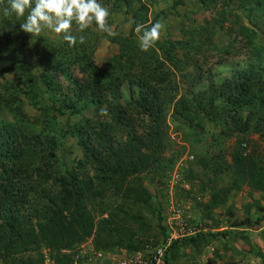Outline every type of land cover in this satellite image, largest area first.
Segmentation results:
<instances>
[{"label": "trees", "instance_id": "obj_1", "mask_svg": "<svg viewBox=\"0 0 264 264\" xmlns=\"http://www.w3.org/2000/svg\"><path fill=\"white\" fill-rule=\"evenodd\" d=\"M153 1L115 0L114 5L125 8V23L131 27L129 36L102 33L97 37L89 31L77 32L73 24V34L84 35L86 41L83 44L77 41L71 47L62 37L52 41L46 36L24 33L20 30L23 19L15 15L4 17L0 11V112L12 118L11 121L0 119V254L4 259L26 252L30 247L36 250L41 244L56 251L73 250L91 235L95 223L87 210L91 200L84 188L87 164L95 165L94 171L100 176L98 183L116 184L113 192H118L112 193L110 198L106 194L99 195L100 205L104 206L107 200L115 203V207L108 206L111 210L108 217L97 222L99 234L114 242L110 245L112 249L140 251L149 239L154 248L157 247L148 220L139 211L130 212V203L151 208V197L142 185L141 175L158 176L165 168L171 170L175 163H160L165 146V112L179 92L173 84L174 72L185 78L192 77L187 72L189 68L197 73L200 67L194 58L216 49L213 39L221 31L227 37V44L216 49L218 53L232 55L234 45L239 43L249 52L252 63L247 71L233 74L222 84H217L209 73L205 89L181 96L174 104L179 123L176 130L183 134L188 130L199 137L202 132L198 133L197 129H201L206 120L219 121L221 131L218 137L212 136L213 142L216 143L217 138L222 143L236 138L230 162L225 160L220 148L210 152L206 159L195 161L201 163L206 178L211 177L207 179L213 185L209 208L226 204L230 194L243 186L264 197V162L244 154L247 142L242 139L255 134L264 140V43L259 39L257 21L253 17L264 11V0H187L207 11L215 10L220 2L217 18L202 26L193 24L187 12L181 15L178 11L186 0H168L172 15L179 19L180 39L159 40L143 52L138 47L136 24L150 27L163 21L157 17L150 21L147 3ZM3 7H7V0L0 4V9ZM108 23L111 24L110 20ZM96 38L117 47L103 69L93 62ZM179 54L181 62L177 58ZM74 69L83 75L82 81L73 77ZM59 77L72 86L68 95L62 92ZM124 83L131 90L137 87L138 91L122 106L118 97ZM196 83L192 77L188 88ZM70 93L74 94L72 98ZM106 95L111 97L110 124L98 123L88 131L83 124L90 120L84 113L99 108ZM22 99L39 112L42 120L30 122L26 118L21 112ZM61 117L66 120L63 128L57 123ZM66 138L73 140L84 155L75 160V167L61 165L58 158L59 148ZM187 174L185 180L192 181ZM130 175L136 176V183L123 189V181ZM223 176L227 179L225 182ZM114 177L119 181L112 179ZM47 182L57 189L55 194L47 190ZM221 182L223 185L217 188ZM119 200L123 203L121 206H117ZM61 206L69 212L70 219L63 216ZM262 221L258 219L254 226ZM33 224L39 236L32 233ZM247 224L248 221H242L237 226ZM219 236L225 237L226 233ZM201 237L199 234L174 242L165 251L163 264H171V255L182 244L197 246ZM111 248L103 246L106 251ZM69 258L63 257V262H71Z\"/></svg>", "mask_w": 264, "mask_h": 264}, {"label": "rangeland", "instance_id": "obj_2", "mask_svg": "<svg viewBox=\"0 0 264 264\" xmlns=\"http://www.w3.org/2000/svg\"><path fill=\"white\" fill-rule=\"evenodd\" d=\"M101 2L109 8L110 16L108 20L111 22L113 31L116 35L129 36L131 30L130 25L125 23V8L124 6L114 5L115 0H101ZM185 6L180 8L181 15L185 12L189 14V19L195 25H204L217 18V12H220V2L216 5L215 10H203L195 3L185 1ZM149 6V19L152 21L154 17L158 19L163 18L165 29L162 32L160 41L170 40L176 41L180 39L179 36V19L171 13V3L168 0H154L153 3H147ZM257 21V33L259 39L264 43V11L254 14ZM160 21V20H159ZM75 27H73V31ZM85 31L92 32L97 37L102 36V32L95 30V25ZM221 31L213 40L216 49H222L226 46V36ZM40 36H46L52 41L60 39L55 33L45 31ZM95 39L97 44L96 51L93 54V62L99 69H103L107 61L117 52V47L111 45L105 39ZM216 49L210 52L197 54L194 60L197 61L199 71L196 73L191 68L187 70L197 81L194 87L188 88V82L192 79L182 77L181 74L174 72L172 78L178 88L179 92L173 104L168 105L165 112V136L164 149L161 151V162L165 165H170L171 161L175 162L171 170H165L155 176L143 174V187L148 189L151 200L147 206L137 205V207L130 203L129 211L136 213L139 211L145 217L152 227V234L158 243L157 247H164L166 239H173L171 245L176 241L190 239L196 235L201 234L203 237L195 243L182 244L173 255H171V264H264V197L261 193L243 186L240 191L232 192L228 197L226 204L216 208H209L208 202L213 192L210 183L207 182L204 175L201 163H195L201 159H206L210 152H216L219 148L223 150L225 160L230 162V152L236 143V138L230 139L224 143L221 139H216L213 142V137H218L221 127L217 123H212L206 120L201 129L197 132H202V136L196 137L188 130L184 134L180 130H176V115L174 114V104L183 95H188L189 91L197 93L206 88L207 77L211 73L213 80L217 84H222L224 81L232 78L233 74L247 71L250 63L248 51L241 48L239 43L234 45L232 55L224 56L218 53ZM178 60L181 62L182 56L178 55ZM73 77L82 81L83 75L74 69L72 71ZM236 76V75H235ZM62 92L68 95V91L72 88L67 82H64L60 77ZM2 82V81H0ZM121 87V96L118 97L119 104L124 106L130 100L137 87L131 90L126 83ZM74 94L70 93L69 97ZM111 97L106 95L102 98V105L99 108L89 109L84 113V117L88 118L90 122L83 124L88 131L97 127L98 123L110 124V115L108 110L111 107ZM21 112L24 113L30 122L35 120H42L39 118L38 111L33 109L27 101L21 100ZM104 107L107 110V115L101 116L100 109ZM97 113L94 116V113ZM213 116V115H212ZM214 117V116H213ZM132 118L136 120L135 115ZM0 119L11 121L12 118L6 112H0ZM217 119V118H216ZM65 118L57 119V123L62 126L65 125ZM147 120L145 119V122ZM76 124V121H70V124ZM40 125H44L39 123ZM82 124V123H81ZM188 129V128H187ZM247 143V148L244 154L251 155L255 161L264 162V140L258 135L250 134L242 137ZM122 142L125 138H121ZM58 158L61 165L67 167H75V160L83 158V152L76 145L73 140L66 138L59 148ZM253 160V161H254ZM258 164V163H256ZM95 165L87 164L84 176L87 177L84 183L85 191H88L90 203L87 210L90 211L94 220V228L89 237L73 250L61 248L56 251V248L46 247L41 244L36 250L29 248L26 252L18 253L4 259L3 254H0V264H119L123 261H129L132 264H148L151 253L157 248L152 245V239L144 246L143 250L128 252L121 248H111L114 242L104 234H99L96 227L97 222L101 219H106L111 210L108 206L115 207V203L108 201V205H100L101 196L106 194L107 198L115 195L113 192L115 185L112 183H98L100 176L95 173ZM189 173L191 180H185ZM189 177V176H188ZM119 181L118 178H112ZM136 176H126L123 181V189L134 186L136 183ZM122 181V179H120ZM227 180L223 176L222 181ZM121 186V184H119ZM118 185V186H119ZM223 182L217 188H220ZM116 186V187H118ZM47 190L51 195L55 194L57 189L51 187V183L47 182ZM120 192V191H119ZM122 194V192H120ZM133 199V198H132ZM123 203L120 200L117 206ZM59 207V204H58ZM128 209V207L126 208ZM60 210L66 219L69 218V212L60 207ZM158 213L161 222H158ZM263 219L257 226L254 223L258 219ZM242 221H248L249 224L244 226H237ZM161 230H160V228ZM39 236L38 228L33 224L32 233ZM226 233L225 237L219 235ZM34 235V236H35ZM38 238V237H37ZM39 240V238H38ZM103 246H108L110 250H103ZM167 250V249H166ZM70 257L71 262H63V257ZM61 258V259H60ZM14 259V262L13 260ZM6 260V261H5ZM62 260V262L60 261Z\"/></svg>", "mask_w": 264, "mask_h": 264}, {"label": "clouds", "instance_id": "obj_3", "mask_svg": "<svg viewBox=\"0 0 264 264\" xmlns=\"http://www.w3.org/2000/svg\"><path fill=\"white\" fill-rule=\"evenodd\" d=\"M4 0H0L3 4ZM4 17L15 15L17 19H23L20 30L31 36H40L45 31L55 33L57 36L75 46L77 41L85 43L86 37L73 34V24L76 31L83 33L86 29L95 25V30L115 36L113 27L109 25V8L101 0H7V7L0 9ZM165 24L157 21L150 27L137 23L135 32L138 36V47L147 52L159 41ZM100 115H107L104 107L100 109Z\"/></svg>", "mask_w": 264, "mask_h": 264}, {"label": "built area", "instance_id": "obj_4", "mask_svg": "<svg viewBox=\"0 0 264 264\" xmlns=\"http://www.w3.org/2000/svg\"><path fill=\"white\" fill-rule=\"evenodd\" d=\"M172 240L173 239H170V238L166 239L163 248L157 247L154 250V252L151 253V256L149 258V263L148 264H163V262H162L163 255H164L166 249L171 245ZM119 264H132V263L129 262V261H123V262H121Z\"/></svg>", "mask_w": 264, "mask_h": 264}]
</instances>
